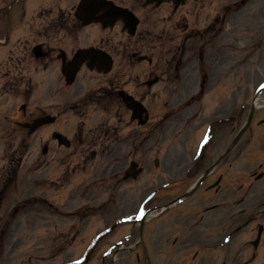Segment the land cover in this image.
Listing matches in <instances>:
<instances>
[{
    "label": "rangeland",
    "instance_id": "374dc122",
    "mask_svg": "<svg viewBox=\"0 0 264 264\" xmlns=\"http://www.w3.org/2000/svg\"><path fill=\"white\" fill-rule=\"evenodd\" d=\"M8 1L0 0V6L6 8ZM76 2L68 0L55 7L67 9ZM47 4L50 0L22 3L33 27L41 25ZM228 6H236L235 11L222 18ZM136 12L142 20L133 37L117 27L101 31L94 25L80 30L69 27L59 32L56 40L60 43L50 39V46L67 54L83 46H103L114 64H122L126 71L124 89L142 101L152 118L158 114L162 119L151 120L153 131L147 125L128 123L123 112L127 110L101 95L102 89L114 92L108 75L81 68L74 83L65 86L55 60L45 71L33 72L30 103L35 109H46L56 120L28 139L27 150L15 162L19 166L16 181L0 188V264H76L74 260L84 253L88 260L91 256L86 264H137L136 254L133 258L125 253L117 260L128 257L117 263L115 256L103 255L135 226L133 222L124 225L128 216L122 214L127 212L110 188L111 173L124 161L125 152L137 151L144 174L129 186L119 183L117 189L125 191L129 205L135 202V207L143 204L145 208L157 200L152 162L187 156L190 148L192 154L201 152L196 147L201 146L203 128L197 134L185 125L186 113L240 111L244 122L254 106L257 118L263 117L264 91L256 105L253 100L264 81V0H189L174 15L165 8ZM220 65L224 75L214 77ZM207 73L215 84H203ZM152 74L159 81L149 88L143 86L142 79ZM19 101L3 95L0 108ZM53 132L63 135L70 145H58ZM136 133L144 136V141L137 140L139 148L126 140L128 134ZM190 135H196L194 141ZM43 145H47L45 154ZM229 162L227 171L233 172L232 158ZM201 204H205L203 195L186 201L187 206ZM146 221L147 243L140 251L143 258L146 252L152 259L157 251L152 240L157 223Z\"/></svg>",
    "mask_w": 264,
    "mask_h": 264
},
{
    "label": "flooded vegetation",
    "instance_id": "af4514ba",
    "mask_svg": "<svg viewBox=\"0 0 264 264\" xmlns=\"http://www.w3.org/2000/svg\"><path fill=\"white\" fill-rule=\"evenodd\" d=\"M66 1L68 0H50L51 5L44 16V27L41 33L38 30L34 33L37 38L39 35L42 38L30 45L26 38L22 43L19 39L11 42L9 33L15 32V29L2 30L0 22V37L5 33L8 35L7 42L0 43V48L9 47L8 53L0 50L1 60H6L4 68L0 69V87H4L5 92L17 91L22 84L26 85L24 87L26 89L27 84L32 83L29 70L32 62L38 63L41 71L47 69L52 53L49 46V18L53 14V6ZM111 1L132 10L138 8L142 0ZM163 5L172 8V14L176 13L171 1ZM70 8L72 9V6ZM71 9L62 12V8L58 7V17L60 19L70 17ZM116 25L122 28L120 22ZM26 31L32 33L30 29ZM34 44L40 45L38 56L31 51ZM125 73L122 64L114 67L110 83L125 77ZM223 75L224 70L220 65L214 72V77L220 78ZM207 79L210 78L206 77ZM1 80L4 81L3 84ZM114 90L121 99L126 100L127 95L122 88L117 86ZM1 94L2 89L0 98ZM8 94L12 93L8 92ZM18 95L22 96V103L18 108L5 109L7 113L3 122L0 110V153L9 151L11 146L16 153L17 129L27 133L30 122L34 119V109L28 103L29 95L15 93L12 96ZM17 111L19 115L15 114ZM123 112L127 114L128 111ZM204 112L206 113L201 117H198V112L190 113L188 122L192 123L194 129L204 126L208 130L209 141L215 143L213 148L209 149L208 146L203 156L160 157L158 161L156 160L154 183L157 200L153 208H148L146 211L155 212L157 226L156 235L152 240L157 245V251L152 257L153 263L150 256H146L145 259L150 264H264L263 119L256 123L243 124L241 113L234 112L232 121L226 123V111ZM156 116L155 114L152 118L148 115L147 121L157 120ZM128 121L136 124L134 118ZM148 130L153 131L154 127L149 125ZM140 137L144 141V136L139 133L132 136L128 134L126 140L134 142L135 138L139 140ZM147 137H150V134L145 136V140ZM2 140L5 143H2ZM11 156L12 154H8L7 158ZM231 158L234 171L228 172L227 164L229 165ZM6 163L4 170L0 171V177L3 175L6 177L8 170L14 167L11 165L12 162ZM131 175L132 173L126 170L116 176L119 180L125 181ZM188 179L190 181H187ZM196 181H199V184L196 185L194 194L204 196L205 205L202 208L199 205L187 206L182 202L183 200H178ZM183 187L187 188L179 191ZM124 208H128L126 202ZM141 230L140 226L137 232ZM168 230H171L170 234H165ZM147 237L145 235V239ZM135 254L138 255L137 252Z\"/></svg>",
    "mask_w": 264,
    "mask_h": 264
},
{
    "label": "water",
    "instance_id": "95a60500",
    "mask_svg": "<svg viewBox=\"0 0 264 264\" xmlns=\"http://www.w3.org/2000/svg\"><path fill=\"white\" fill-rule=\"evenodd\" d=\"M92 6H94V2H90L88 0L82 2L79 5L77 16L80 19H83L82 24H86L91 21L89 17L93 12ZM85 59L90 60V64L100 62L101 64L98 66L100 68L104 65H107L104 72H106L109 69L110 64H111L109 56H107L104 52H101L93 48L79 49L75 53L72 61H70L68 64L62 67V72L67 76L66 78L67 83H70L73 80L75 72L79 64ZM47 119L46 120L49 122L53 120V118H49V117Z\"/></svg>",
    "mask_w": 264,
    "mask_h": 264
},
{
    "label": "bare ground",
    "instance_id": "6f19581e",
    "mask_svg": "<svg viewBox=\"0 0 264 264\" xmlns=\"http://www.w3.org/2000/svg\"><path fill=\"white\" fill-rule=\"evenodd\" d=\"M235 8H236V6H232V7H230V6H228V7H224L222 18H223L224 16H228V17H229L231 14H233L234 11H235ZM8 26H9V22H6V23H4V25L1 27V29L4 30L5 28H8ZM212 28H214V25L212 26ZM214 29H215V28H214ZM182 45H184V44H182ZM257 100H259V97H256V98L253 100V104H254V105L257 104ZM263 105H264V103H263Z\"/></svg>",
    "mask_w": 264,
    "mask_h": 264
},
{
    "label": "snow or ice",
    "instance_id": "6c2138e0",
    "mask_svg": "<svg viewBox=\"0 0 264 264\" xmlns=\"http://www.w3.org/2000/svg\"><path fill=\"white\" fill-rule=\"evenodd\" d=\"M262 87H264V85H262Z\"/></svg>",
    "mask_w": 264,
    "mask_h": 264
}]
</instances>
